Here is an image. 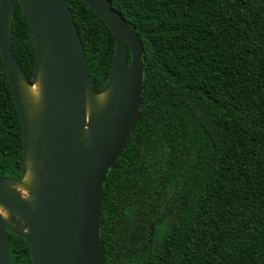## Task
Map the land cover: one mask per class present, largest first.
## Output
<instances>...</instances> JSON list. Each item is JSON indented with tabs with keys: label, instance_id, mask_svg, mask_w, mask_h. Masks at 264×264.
I'll return each instance as SVG.
<instances>
[{
	"label": "trees",
	"instance_id": "1",
	"mask_svg": "<svg viewBox=\"0 0 264 264\" xmlns=\"http://www.w3.org/2000/svg\"><path fill=\"white\" fill-rule=\"evenodd\" d=\"M65 1L97 93L112 35L80 0ZM109 2L140 39L142 89L102 185V264H264V0ZM12 8L10 48L31 82L32 38ZM20 162L0 59V177L18 179ZM7 236L9 264H31L26 243Z\"/></svg>",
	"mask_w": 264,
	"mask_h": 264
},
{
	"label": "water",
	"instance_id": "2",
	"mask_svg": "<svg viewBox=\"0 0 264 264\" xmlns=\"http://www.w3.org/2000/svg\"><path fill=\"white\" fill-rule=\"evenodd\" d=\"M15 1L34 64L29 82L10 48L12 0H0V59L21 135L20 177H0V264L10 261L7 232L26 243L31 264H102V185L138 119L141 42L109 0H80L113 38L110 70L95 93L66 1Z\"/></svg>",
	"mask_w": 264,
	"mask_h": 264
},
{
	"label": "bare ground",
	"instance_id": "3",
	"mask_svg": "<svg viewBox=\"0 0 264 264\" xmlns=\"http://www.w3.org/2000/svg\"><path fill=\"white\" fill-rule=\"evenodd\" d=\"M31 92H32L33 94L36 93V87H35V86H33V87L31 88ZM21 197L26 198V194H25V192H21ZM0 214H1L2 216L4 215L2 211H0Z\"/></svg>",
	"mask_w": 264,
	"mask_h": 264
}]
</instances>
